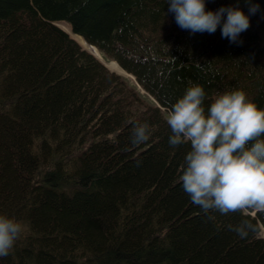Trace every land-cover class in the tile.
<instances>
[{
  "label": "trees",
  "instance_id": "obj_1",
  "mask_svg": "<svg viewBox=\"0 0 264 264\" xmlns=\"http://www.w3.org/2000/svg\"><path fill=\"white\" fill-rule=\"evenodd\" d=\"M259 3L235 43L181 28L167 0H0V212L24 224L0 264H264V210L194 204L180 181L190 145L169 144L166 121L191 82L206 104L242 87L264 106ZM143 121L149 138L133 143Z\"/></svg>",
  "mask_w": 264,
  "mask_h": 264
},
{
  "label": "clouds",
  "instance_id": "obj_2",
  "mask_svg": "<svg viewBox=\"0 0 264 264\" xmlns=\"http://www.w3.org/2000/svg\"><path fill=\"white\" fill-rule=\"evenodd\" d=\"M208 0H167L166 13L191 33L215 32L230 42H242L241 33L260 9L259 0H233L207 7ZM202 83L191 82L171 104L166 121L169 144L190 145L183 157L180 181L190 200L202 210L220 213L246 207L264 210V106L242 87L217 92L210 103ZM148 121L136 122L133 143L146 141ZM214 218V217H213ZM255 227L248 219L234 226L239 235ZM24 230L14 215L0 212V256L13 248Z\"/></svg>",
  "mask_w": 264,
  "mask_h": 264
},
{
  "label": "rangeland",
  "instance_id": "obj_3",
  "mask_svg": "<svg viewBox=\"0 0 264 264\" xmlns=\"http://www.w3.org/2000/svg\"><path fill=\"white\" fill-rule=\"evenodd\" d=\"M63 28H65V29H67V30H69V27L67 26V25H65V24H63V23H59ZM77 37V36H76ZM78 38V37H77ZM79 39V38H78ZM97 55V54H96ZM101 55H102V58H100L98 55V57L100 58V59H102L106 64H107V66L111 69V70H113V71H116L117 73H120V74H122L124 77H126V78H128V80H129V82H132L131 83V85H134V86H137L136 85V82H135V80H134V78H133V76L131 75V74H129L126 70H124L121 66V70H119V68H115V66H113V64H112V62H117V61H115V60H112V59H107L106 57H104L103 56V54L101 53ZM119 65V64H118ZM262 234L264 235V232H262Z\"/></svg>",
  "mask_w": 264,
  "mask_h": 264
},
{
  "label": "bare ground",
  "instance_id": "obj_4",
  "mask_svg": "<svg viewBox=\"0 0 264 264\" xmlns=\"http://www.w3.org/2000/svg\"><path fill=\"white\" fill-rule=\"evenodd\" d=\"M76 36L79 38V40L81 41L82 44L87 46L90 50H93L95 54H97L100 58H102V55H101L100 51L97 49V47L92 46L91 44L87 43L86 40L82 36H80V35H76ZM112 64H113V66H115V68H119V70H121L120 69L121 67L118 65V63L112 62Z\"/></svg>",
  "mask_w": 264,
  "mask_h": 264
}]
</instances>
